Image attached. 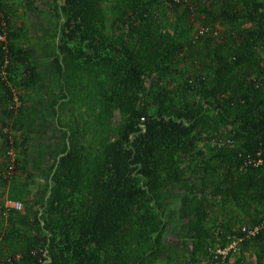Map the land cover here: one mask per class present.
I'll return each instance as SVG.
<instances>
[{"label": "trees", "instance_id": "trees-1", "mask_svg": "<svg viewBox=\"0 0 264 264\" xmlns=\"http://www.w3.org/2000/svg\"><path fill=\"white\" fill-rule=\"evenodd\" d=\"M48 11L52 109L60 123L78 103L92 112L61 124L52 164L29 158L28 138L8 130L32 112L40 73L0 0V139L21 152L0 173V205L23 203L0 218L5 264H155L169 187L182 192L190 264H264V0H49ZM18 172L49 183L32 194Z\"/></svg>", "mask_w": 264, "mask_h": 264}, {"label": "rangeland", "instance_id": "rangeland-1", "mask_svg": "<svg viewBox=\"0 0 264 264\" xmlns=\"http://www.w3.org/2000/svg\"><path fill=\"white\" fill-rule=\"evenodd\" d=\"M8 2L13 8H16L19 24L26 27L29 35L33 38L30 41L34 45L32 60L40 73L39 83L34 91L35 98L32 112L28 116H25L22 121H17L11 125L8 132L14 137L19 138V140L23 139L24 136L27 137L29 140V158L31 160L38 159L40 154L44 152L47 154L48 164L50 165L63 152L61 124L76 121V118L87 120L92 110L89 109L87 104L78 103L75 105V108L65 109L63 114L60 115V123L52 109V98L58 99L61 92L59 91L52 60L54 38L49 34L50 26L54 23V19L49 15V0H37L39 6V11L37 12L25 10L19 0H8ZM161 12L164 22L169 24L174 20L167 6L163 5ZM195 22V28L191 33L192 36L204 30L203 26H205L200 16L195 19ZM215 29L219 30V32L223 31V28L219 26H215ZM183 70L188 72V75H191L195 71L194 67L193 69L183 68ZM167 79L172 82L173 86H177L183 81V78L180 76L170 75ZM20 153L19 148H9L0 139V173L5 172L6 166L11 165L20 156ZM9 170L11 171L12 169ZM15 175H18V185L26 188L32 194H35L39 189L45 188L49 183L47 173L42 176L34 175L29 177L22 175L20 172L15 173ZM6 193H8L7 190ZM7 196L5 195L4 198V212L0 205V218L7 215L6 203L9 200ZM181 199L182 192L178 187L167 188L164 199L165 219L168 222L164 234V242L167 249H164L160 260L155 264H190L187 261V256L191 251L192 245L185 236V220L179 215ZM0 202L2 203L3 200ZM235 257L233 255L232 260H235ZM249 261L252 263L253 257H249ZM199 264H204V262Z\"/></svg>", "mask_w": 264, "mask_h": 264}, {"label": "built area", "instance_id": "built-area-1", "mask_svg": "<svg viewBox=\"0 0 264 264\" xmlns=\"http://www.w3.org/2000/svg\"><path fill=\"white\" fill-rule=\"evenodd\" d=\"M214 33H216V32H214ZM6 206L8 209H14L16 211H21L23 209V203L18 201V200L9 199V200H7ZM242 229L246 233L247 236H250V235H254L258 231L259 227L258 226L254 227V228L243 227ZM0 264H5V262L1 258V256H0Z\"/></svg>", "mask_w": 264, "mask_h": 264}]
</instances>
